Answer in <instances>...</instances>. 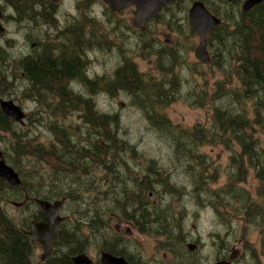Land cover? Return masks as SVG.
<instances>
[{
    "label": "trees",
    "instance_id": "obj_1",
    "mask_svg": "<svg viewBox=\"0 0 264 264\" xmlns=\"http://www.w3.org/2000/svg\"><path fill=\"white\" fill-rule=\"evenodd\" d=\"M201 1L213 14L221 18V22L208 34L210 66L214 65L220 76L212 83L206 99L204 97L197 99L199 106H203L207 112L208 124L201 121L188 126L173 124L162 108L173 100L171 98L173 94L168 95L174 88L171 86L165 88L162 82L159 83L157 78L160 74L155 76L147 75L145 72L139 73L135 64L127 59H124L122 65L116 69L113 79L103 84L108 90L110 87H116L133 96V104L140 107L152 130L166 142L174 164L183 166L187 172L188 181L184 184L179 185L172 181L165 174L168 172L165 168L167 172L162 169L159 173L157 160L153 156L145 155L143 170H134L136 173L133 179L128 177L133 182V188L127 187L129 184L125 182V178L131 174L133 166L130 162L124 161L122 155L130 152L129 159L135 160L141 154H137L136 145L120 141V138L118 139L120 133L110 127V124L117 122V115L94 111V96L84 97L78 93L72 95L69 84L71 80L76 79L83 86L91 87L95 84L94 80H89L84 75L78 46H76V54L61 51L56 54L54 61H49L45 53L37 52L35 56L18 58L15 66L18 63L19 68L11 66L10 70H14L13 77L16 78L14 72L19 71V79L28 83L23 88V95L31 91L32 95L28 97L39 102H48L53 96H58L60 100L55 103L53 112H60L64 117L66 112L76 109L77 117L94 128L86 132L84 135L86 142L78 147H76V135L72 139L71 135L66 133L54 132L55 136L62 140L66 151L63 153L64 151L60 150L63 152L54 154L51 152L48 158H52L62 166L71 167L70 175H64L62 178L64 183L76 177L82 179L81 175L87 174L89 166L97 165L103 171L87 186L81 185L58 191H50L45 180L37 174L34 176V181L32 178L28 180L26 171L20 165L12 166L21 178L19 185L10 187L0 178V188L5 189L8 194L12 193L16 201L23 200L25 195H28V201L20 206V209L33 204L31 198L52 201L65 197L63 208L72 202L74 208L69 207V215L73 216L72 224H76V232L70 230L64 237L65 240L61 244L63 255L58 258V263L57 259L50 257L46 264H73L71 257L84 252L91 243L84 238L86 236L82 233L83 226L78 227L77 224H86L90 232L96 231L103 236L99 229L104 228L102 224H107L109 216L105 215L110 212H114L122 219L133 221L138 232L144 235L155 233L153 228L148 227L147 222L157 223L165 210L154 214L155 211L150 208L151 203L144 199V196L153 192L160 183L163 189L171 194L179 192L178 198L189 192L200 205L206 198L207 203L214 208L217 218L223 223L228 222V218L236 214H240L245 223L264 222V2L257 4L249 11L250 13L242 12L238 18L236 17L238 19L236 21L233 15L227 14L228 7H231L230 2L228 7L221 5L218 10L211 7L210 0ZM221 1L228 3L227 0ZM227 20L233 21L231 27L225 25ZM213 42L222 45L225 54H228L233 61V64L228 65L229 71L226 69L223 50L218 48L214 51ZM6 59L7 53L0 48V69L6 63ZM166 60L170 59L166 58ZM174 73L175 67L168 64L163 66L161 77H169ZM11 85L14 86V83L11 82ZM4 89L5 87L0 84V96L5 93ZM48 106L51 108L52 105L48 103ZM9 121L14 122L0 109V131L13 132L14 141H17V147H12L14 155L17 154L18 159L26 160L28 156L33 157L31 162L39 158L38 163L43 159L41 150L44 151V147L35 143L32 146L26 144L24 148L22 145L25 144L26 134L23 128H20L19 132L16 129L13 131ZM258 128L263 138L258 137L261 134ZM204 147H221L228 153L224 170L226 181L215 192L208 184L216 183L219 165H213L214 161L211 160L210 155L202 150ZM85 157L91 159L90 165L83 161ZM12 161L14 163V160ZM136 163L138 164L137 161ZM120 165H123V169L119 168ZM250 170L259 181L257 189L259 200L252 199L251 193L240 188ZM156 171L158 176L154 174ZM188 182L191 190H187ZM236 187L238 190L232 195ZM234 199L237 200L238 205L231 201ZM112 217L114 216H110ZM182 217L183 212L179 218L173 217L172 221L174 224H179ZM26 219L16 224L8 219L3 209H0V264H31L33 245L24 230L28 229L27 221L46 220V216L37 209ZM74 233L80 235L78 239L71 238ZM99 246H101L99 252L120 255L129 263L141 264V261L126 251L125 245L117 241L115 234L110 239L104 238ZM175 247L176 245L169 242L166 249L172 251Z\"/></svg>",
    "mask_w": 264,
    "mask_h": 264
},
{
    "label": "rangeland",
    "instance_id": "obj_2",
    "mask_svg": "<svg viewBox=\"0 0 264 264\" xmlns=\"http://www.w3.org/2000/svg\"><path fill=\"white\" fill-rule=\"evenodd\" d=\"M74 1L64 0V4L66 7H71L74 6ZM184 1L188 8L193 0ZM243 1L227 0L228 3L226 4L221 0H210L209 2L212 8L218 10L221 5L228 7L230 2L231 7H228L227 14L228 16L233 15L234 20L236 19L237 21L239 16L234 8H238L240 11V5ZM77 9L80 10L78 13L82 12V18L76 19V46H78L77 50L80 54L84 75L87 79L94 80L95 84L91 87L83 86L75 79L69 83L70 89L72 90V95L78 93L84 97L94 96V111L117 115V122L110 124V127L117 129L120 133L118 134L120 141L136 145L137 154H141L139 158L137 157L135 160L129 159L130 152L122 155L123 160L130 162L131 166H133V171L125 178V182L129 184L127 187L129 189L133 188V182L128 177L133 179V175L136 173L134 170H143V157L145 155L153 156L157 160L159 173L165 168L170 175L164 169L167 172L165 174L172 181L179 185L184 184L188 181L187 172L183 166L179 167L174 164L166 142L161 137H158L156 131L152 130L148 121L142 115L140 107L133 104V96L129 92L116 87H110L108 90L103 84H107L113 79L116 69L122 65L124 59H127L135 64L139 73L145 72L147 75L155 76L160 74L159 78H157L159 83L162 82L165 88L169 86L174 88L168 95L173 94L171 97L173 100L162 108V111L173 124L188 126L198 121L208 124L207 112L203 106H199L197 99L202 97L206 99L209 94V88L219 78L220 72L216 70L214 65V67L210 66V62L203 64L196 60L194 52L199 44V38L195 35L185 37L178 32H173L172 35L168 36L164 34L167 27L157 21L154 29L150 30L151 33L149 31L150 36L146 43L141 42L137 45L135 36L129 40L118 36L119 32L114 28L116 23L112 25L109 21L117 18L108 15L103 0H76ZM26 21L23 18L15 22L8 19L9 31L3 38H0V47L7 53L6 63L0 69V84L5 87V93L1 97L11 100L15 99L16 101H13L22 108L25 113L24 124L10 123L9 121L11 129L13 131L16 129L19 132L20 128H23V132L26 134L25 144L20 145L24 146V148L26 144L29 146L35 143L41 144L44 147V151L41 150L43 159H40L38 163L37 160L39 158L31 162L33 157L30 158V156L27 158L30 162L21 158L19 160L17 154L14 155L12 151V147H17L13 132L0 131V149L3 151L4 159L8 165L11 167L23 166L22 168L26 171L25 175L28 176V180L32 178L34 181V176L36 174L39 175L45 180V184L50 191L76 188L83 184L87 186L88 183L94 182L95 177L103 173L97 165L94 167L89 166L87 174L81 175L83 176L82 179L76 177L74 180L64 183L62 178L64 175H70L71 167L62 166L52 158H48V154L63 151L65 153L66 151L62 140H59L54 132L66 133L71 135L72 139L76 135V147H78L86 142L84 138L86 132L94 128L83 123L77 117L76 109L66 112L64 117L60 112H53L55 103L60 100L58 96H53L51 101L48 102H39L28 97L32 95L31 91L23 95V88L28 83L23 79H19V71L14 72L15 78L12 75L14 70H10L11 66L16 69L19 68L18 63L15 66V61L18 58L35 56L36 54V50L28 49L27 40L30 37H34V40L37 37L41 38V34L37 30L30 31ZM225 23L226 26L231 27L233 21L227 20ZM149 33L147 31L145 34ZM144 38L146 37L144 36ZM165 38L171 39V43L167 46H178L175 52H170L163 56V52L157 53L154 51V49L158 48L155 43L152 49L148 48L151 41L154 42L156 39L164 40ZM213 43L214 51L218 50V48L223 50L226 69L229 71L230 67L228 65L233 64V61L228 57V54H225L222 45H218L216 42ZM208 52L210 55L209 43ZM166 58L170 60H166ZM168 64H172L175 67V73L169 77L165 76L162 78L163 66ZM72 81L76 83L74 84ZM11 82L14 83V86L11 85ZM48 103L52 105L51 108ZM51 126H53L52 129ZM258 130L261 133L260 128ZM103 131L105 130L103 129ZM258 137L263 138V134H259ZM202 150L210 155L211 160L214 161L213 165H219V176L216 177V183L208 184L210 189L215 192L226 181L224 170L227 165L228 153L221 147H204ZM12 160H14V163ZM83 161L85 163L88 162V165L91 164V159L88 157L83 158ZM122 167L123 165L119 166L120 169H123ZM154 174L158 176L157 171ZM258 185V179L250 170L240 188L251 193L250 197L252 199L259 200ZM186 186L187 190H191L189 182ZM237 190L238 188L236 187V191L231 194H235ZM6 195L7 198H14L12 193H6ZM177 195H179V192L171 194L164 190L160 183L153 192H149L144 196V199L151 203L150 208L155 211L154 214H159L160 210H165L157 223L149 224L151 221L147 222L148 227L154 229L153 232L155 233L152 235L138 233L137 226L133 221L122 219L115 215L114 212L105 215L106 217L109 216V220L107 224H102L104 226L102 230L101 228L99 229L103 236H100L96 231L90 232L86 224H77L78 227L83 226L82 233L86 236L84 237L85 240L91 241V247H88L84 252L96 260L102 240L104 238L110 239L115 234L117 241L121 242V245H125L126 251L132 254L135 259L141 261V264H211L218 258L226 257L228 259L233 251L238 252V255L231 264H264V231L262 232L264 230V222L262 224H257L253 221L245 223L243 217L240 214H236L230 216L228 222L223 223L222 220L217 218L214 208L207 203L206 198L203 200V204L200 205L194 195L189 192L183 194L180 198ZM231 201L238 205L237 200ZM70 206L74 208L72 202L62 208L67 217L63 223L65 224L63 230L54 240L53 252L50 256L54 257L53 259L55 260L57 259V263L58 258L63 255L61 244L65 240L64 237L70 230L76 232V224H72L73 216L69 215ZM37 209L38 206L34 202L21 209L11 204L6 206L7 213H9L11 220L16 224H19L27 216L29 217ZM147 211L150 212L149 210ZM182 212L183 217L180 218L179 224H174L172 218H179ZM110 216L114 217L110 218ZM127 224H134V227ZM70 226L73 227L69 228ZM116 226L120 228V233L115 231ZM79 236L78 233H74L71 238L75 240ZM168 237L170 244L176 245L172 251L166 249L169 244ZM56 242H58L57 246H55ZM96 242L97 244H95ZM188 243L195 244L197 246L196 249L190 252L187 249ZM41 252L42 250L38 245L36 247L33 245L31 264H46L48 259L45 262L39 260ZM163 254L166 255L165 258H161Z\"/></svg>",
    "mask_w": 264,
    "mask_h": 264
},
{
    "label": "flooded vegetation",
    "instance_id": "obj_3",
    "mask_svg": "<svg viewBox=\"0 0 264 264\" xmlns=\"http://www.w3.org/2000/svg\"><path fill=\"white\" fill-rule=\"evenodd\" d=\"M193 1H191V4ZM103 4L106 6V11L108 12V15L117 18L115 20L110 19L109 21L112 25H115L116 23V26L114 28L119 32L118 36L128 38L127 40L135 36L137 40V45L141 42H143L144 44L146 43L151 33L150 30L154 29L155 22L157 21L161 22V24H164L167 27L166 32L164 34L168 36L172 35L173 32H178L185 37H192L194 35L197 36L191 31L189 26L188 10L191 4L187 8L186 2L184 0H170L168 3L164 4L154 16L144 19L140 25H137L134 20L135 6L131 5L119 11H112L105 3V0H103ZM204 5L206 6V4ZM241 5L240 11L238 10V8H235L238 16L242 12H244L241 9ZM254 7L244 13H250L249 11H251ZM78 11L80 10H76V0L74 1V6L71 7H66V5L64 4V0H0V24L4 29V31L0 34V38H3L9 31L8 19H11L15 22L23 18L24 20H27L26 25L30 31L37 30L41 34V38L35 37L36 39L34 40V37H30L27 40L28 49L36 50V53H45L46 56L49 58V61H54L56 54L61 51L76 54V19L82 18V12L78 13ZM213 15L216 16V14ZM147 31L148 33L150 31V33L145 34ZM144 36L146 38H144ZM154 43L155 46L158 45V48L154 49V51L157 53L163 52V56L164 54L175 52L178 47L177 45L167 46L169 43H171V39L165 38L164 40L156 39L154 42L151 41L148 48L152 49ZM54 63L56 64L57 62ZM57 67L59 66L57 65ZM6 193L7 191L5 189L2 190L0 188V209H3L4 211H6V206L8 204L13 205L14 202H17L14 198V200L12 198H7ZM6 215L8 219L11 220V216L9 215V213H7V211ZM59 215L63 217V220L59 224L58 231L53 235V246L55 238H57L60 232L63 230V227L65 225L63 223L66 221L67 217L62 209L59 211ZM43 221H47V219ZM127 225H132L134 227V224ZM115 229L116 232L120 233V228L118 226H116ZM95 244H97V242ZM38 247L40 248L39 245ZM88 247H91V245H89ZM162 257L165 258L166 255L163 254ZM48 258L43 261L39 258V260L41 262H45ZM220 259L221 258H218L215 261H219Z\"/></svg>",
    "mask_w": 264,
    "mask_h": 264
},
{
    "label": "water",
    "instance_id": "obj_4",
    "mask_svg": "<svg viewBox=\"0 0 264 264\" xmlns=\"http://www.w3.org/2000/svg\"><path fill=\"white\" fill-rule=\"evenodd\" d=\"M169 1L170 0H105V3L112 11H119L131 5L135 6L134 20L137 25H140L144 19L154 16L157 11ZM262 2H264V0H244L241 9L246 12ZM188 18L191 31L199 37V44L195 49L194 56L197 60L207 63L209 61L207 35L214 26L220 23V19L210 13L206 6L199 0L192 2L188 10ZM3 31L4 29L0 25V34ZM0 108L7 117H10L20 124L23 123L25 114L21 107L15 104L12 100L0 98ZM0 178L4 179L10 186H17L21 183L18 173L5 162L1 150ZM27 199L28 198L25 197L21 203L14 202L13 205L20 206L25 203ZM32 200L47 217V221H30L29 230L27 231L30 236V241L32 243L36 242L40 244L42 250L40 260L43 261L48 258L52 252L53 235L58 231L59 224L63 220V217L59 215V210L61 209L65 198L62 197L59 200L53 201L38 198H32ZM196 247L195 244H187V249L190 252L194 251ZM237 255L238 252L233 251L228 259L222 258L211 264H231V261L236 259ZM71 261L73 264H132L126 261L122 256L113 255L105 251L100 252L97 263H94L85 252L73 255Z\"/></svg>",
    "mask_w": 264,
    "mask_h": 264
},
{
    "label": "bare ground",
    "instance_id": "obj_5",
    "mask_svg": "<svg viewBox=\"0 0 264 264\" xmlns=\"http://www.w3.org/2000/svg\"><path fill=\"white\" fill-rule=\"evenodd\" d=\"M73 82V81H72ZM74 83V82H73ZM76 83V82H75ZM74 83V84H75ZM73 85V84H72ZM156 160V159H155ZM130 170H131V167H130ZM152 175V174H151ZM170 178V177H169ZM80 179V178H79ZM101 182V181H100ZM126 184V183H125ZM143 184V183H142ZM84 185V184H83ZM178 201H179V199H178ZM27 206V205H26ZM102 217V216H101ZM26 219V218H25ZM27 220V219H26ZM29 223V222H28ZM73 263V262H72Z\"/></svg>",
    "mask_w": 264,
    "mask_h": 264
}]
</instances>
